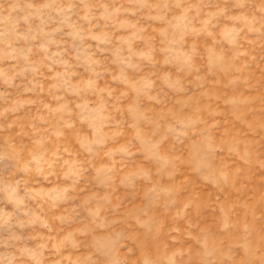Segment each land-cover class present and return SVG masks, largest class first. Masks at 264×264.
<instances>
[{
  "label": "clouds",
  "instance_id": "9594fccd",
  "mask_svg": "<svg viewBox=\"0 0 264 264\" xmlns=\"http://www.w3.org/2000/svg\"><path fill=\"white\" fill-rule=\"evenodd\" d=\"M0 264H264V0H0Z\"/></svg>",
  "mask_w": 264,
  "mask_h": 264
}]
</instances>
